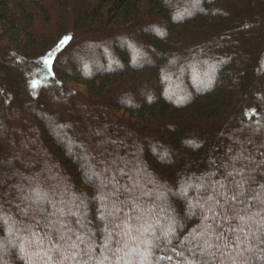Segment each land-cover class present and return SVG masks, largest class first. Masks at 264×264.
<instances>
[{
    "label": "trees",
    "instance_id": "1",
    "mask_svg": "<svg viewBox=\"0 0 264 264\" xmlns=\"http://www.w3.org/2000/svg\"><path fill=\"white\" fill-rule=\"evenodd\" d=\"M233 166L255 179L210 264H258L264 0H0V264H47L58 233L111 258L105 228L120 264L200 260V205Z\"/></svg>",
    "mask_w": 264,
    "mask_h": 264
},
{
    "label": "snow or ice",
    "instance_id": "2",
    "mask_svg": "<svg viewBox=\"0 0 264 264\" xmlns=\"http://www.w3.org/2000/svg\"><path fill=\"white\" fill-rule=\"evenodd\" d=\"M68 39L70 38H65L62 43H67ZM50 62L51 61L49 60L45 61V63ZM262 175H264V173H262ZM236 176H240L241 179H235ZM228 177H232V179L229 181ZM250 179H255V177L251 175V172H249L248 176H245L243 168L237 169L233 166L231 171L226 173L225 180L227 183L217 181L216 184L212 186V192L214 195H209L207 197V200L205 201L207 207H205V205H200V207L204 209L203 221H212V223L206 224L204 231L201 233V236L204 238V245L207 247L197 245V247L201 249L200 260H196L195 252L193 249L189 248L187 251L191 253V256L185 257L183 264H210V260L214 256V253L208 251V247L213 246L209 244L210 239L213 236L217 241L226 239L224 234L226 231H236L235 226L231 229H223L220 231V229H222V225L219 223L217 218H222L225 221L233 219L243 221L245 219L243 216L239 215V211L234 206L233 202L245 204V200L248 199L246 196L248 189L245 188V185L248 184ZM216 185H219V187L217 188ZM260 188L264 189V183L260 184ZM113 195H115V193H113ZM259 195L260 194L258 193L257 197H259ZM241 197H245V199H240ZM257 197H252V199H257ZM220 198H223V203H221ZM259 202L261 205H264V199H260ZM217 208H219V211H217ZM72 214L75 215V213ZM109 215H111V213H109ZM100 219L104 220L105 216L102 214ZM129 219H131V217H129ZM136 219H139V217H136ZM121 223H123V221ZM116 226L120 227L119 224ZM68 231L72 230L69 229ZM165 239L167 240V236H165ZM59 241H64V244L61 245ZM77 241L79 243H77ZM89 242L92 245L91 250L95 251V241H92L89 238ZM167 242L171 243L170 240H167ZM83 243H85V240L80 235H77L76 240L73 241L71 236H67L65 233H58V240L55 246L49 249L52 254L46 256L47 264H65L68 260L73 261L74 264H88L89 261H95V264H105V261H108L109 264H120V260L123 259L118 256V253L122 251L120 241H116V247L113 248L111 246L112 233L108 231L107 228H105V239L103 245L101 246V250H106L111 253V258L107 255L102 258H98L96 256L89 255L87 251H85L84 255H88V260H84L79 251H71V255H69L70 250L79 249V244ZM39 244L42 245L43 240L39 241ZM153 246L159 247V245H150L149 249H146V252H149L150 254V248ZM214 246L218 247L219 245ZM173 251H175V249H173ZM177 255L180 256L182 253H177ZM145 259H147V257H145ZM168 259H171V257H168ZM126 264H130V262H126ZM140 264H144V260H141Z\"/></svg>",
    "mask_w": 264,
    "mask_h": 264
},
{
    "label": "rangeland",
    "instance_id": "3",
    "mask_svg": "<svg viewBox=\"0 0 264 264\" xmlns=\"http://www.w3.org/2000/svg\"><path fill=\"white\" fill-rule=\"evenodd\" d=\"M189 9H191L190 11H193V10H194V7H193V6H190ZM190 11H189V12H190ZM64 59H65V58H64ZM64 59L60 61V66L66 64V61H65ZM198 69H199V68H198ZM231 77H232L233 79L235 78V77H234V73H232ZM147 94H148V93H147ZM59 96H66V93H65L63 90H61V89H56V90H55V94H54V97H55L54 100H55V102H54V104L51 106L52 109H53V113H54V110H55V111H57V110H61V111H62L63 107H66V106H67V103L65 102V100L62 99V98H60ZM43 103L46 104V101L44 100ZM13 105L16 106V102H14ZM46 105H47V104H46ZM46 108H47V106H46L44 109L42 108V109L39 111V114H40L39 117H40V119H42V120H43V119H46V112H48V108H47V110H46ZM25 113H26V115L30 116V114H32L33 112H32V110H28V111L25 112ZM29 113H30V114H29ZM101 119H102V116H101L100 114H98V115L95 116V120L99 121V120H101ZM73 120H74V117H73L72 115H69V116L66 118V121H68V122H72ZM52 124H55V122H53ZM25 133H26V131H25ZM153 152L157 153L156 151H153ZM79 155H80V154H78L77 156L75 155V156L80 160ZM259 248H261V250H260L261 252L264 251L262 245H260ZM258 264H264V260H263L262 258H260Z\"/></svg>",
    "mask_w": 264,
    "mask_h": 264
}]
</instances>
